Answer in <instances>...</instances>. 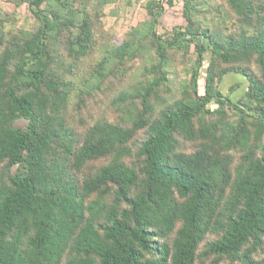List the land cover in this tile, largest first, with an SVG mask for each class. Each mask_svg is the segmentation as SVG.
<instances>
[{"label": "trees", "instance_id": "obj_1", "mask_svg": "<svg viewBox=\"0 0 264 264\" xmlns=\"http://www.w3.org/2000/svg\"><path fill=\"white\" fill-rule=\"evenodd\" d=\"M110 1L17 0L29 31L0 17V264H264V0H147L90 81L73 69ZM190 48L176 96L171 54ZM144 55L130 107L77 133L71 98Z\"/></svg>", "mask_w": 264, "mask_h": 264}, {"label": "rangeland", "instance_id": "obj_2", "mask_svg": "<svg viewBox=\"0 0 264 264\" xmlns=\"http://www.w3.org/2000/svg\"><path fill=\"white\" fill-rule=\"evenodd\" d=\"M17 0H0V17L4 15L10 16L15 25L16 31L25 30L29 31L35 26L34 20L30 14L27 4H22L16 7ZM98 1V0H95ZM147 0H116L114 2L103 5L100 9L99 23H98V42L101 44L97 57L86 60L78 67H74L73 71L77 72L80 77H87L90 80V74L93 71L94 65H97L100 59L106 54H110L114 48L113 45H118L123 42L128 32L138 26L141 22L148 20V16L144 9V4ZM220 2L221 0H217ZM177 10V9H175ZM178 13L169 12L159 22L158 30L170 29L176 24H180L181 19ZM13 17L14 19H12ZM6 19V18H4ZM15 29H13L14 31ZM171 54L174 60L172 75H170L171 85L170 89L176 96H180L183 85L188 82L190 75L189 70L192 68L195 53L194 49L190 48L186 54L174 53ZM149 57V56H148ZM147 56L138 57L133 62L134 67L126 72L123 80L120 81L119 73L121 70L117 67L106 71L105 77L101 83L90 85L87 95L81 94L82 102L77 103L76 98H71L67 104V111L70 118L69 125L81 134L89 125L96 119L121 117L122 113L118 110L122 106L123 111L130 107V101L126 96L133 91L137 83L145 77L150 78V67L154 63L155 57L148 58ZM132 63V62H131ZM130 65V64H128ZM125 73V72H124ZM69 77V76H68ZM91 81V80H90ZM80 83V82H78ZM222 86L223 91L233 84H238L239 81L231 80L225 81ZM126 107V108H125ZM24 121H18L15 127H24Z\"/></svg>", "mask_w": 264, "mask_h": 264}, {"label": "built area", "instance_id": "obj_3", "mask_svg": "<svg viewBox=\"0 0 264 264\" xmlns=\"http://www.w3.org/2000/svg\"><path fill=\"white\" fill-rule=\"evenodd\" d=\"M179 2L181 1V0H178Z\"/></svg>", "mask_w": 264, "mask_h": 264}]
</instances>
